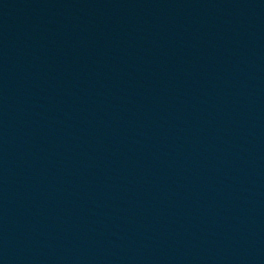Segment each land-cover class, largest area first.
I'll list each match as a JSON object with an SVG mask.
<instances>
[{"label": "water", "instance_id": "95a60500", "mask_svg": "<svg viewBox=\"0 0 264 264\" xmlns=\"http://www.w3.org/2000/svg\"><path fill=\"white\" fill-rule=\"evenodd\" d=\"M0 264H264V145L90 15L0 0Z\"/></svg>", "mask_w": 264, "mask_h": 264}]
</instances>
